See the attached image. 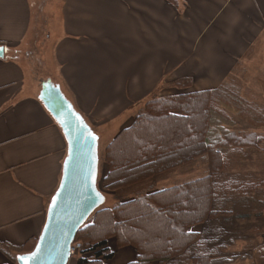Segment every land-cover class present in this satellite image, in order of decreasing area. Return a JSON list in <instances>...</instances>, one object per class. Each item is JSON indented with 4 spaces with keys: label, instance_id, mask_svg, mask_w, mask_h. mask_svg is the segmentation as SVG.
<instances>
[{
    "label": "crops",
    "instance_id": "1",
    "mask_svg": "<svg viewBox=\"0 0 264 264\" xmlns=\"http://www.w3.org/2000/svg\"><path fill=\"white\" fill-rule=\"evenodd\" d=\"M48 19L42 39L49 46L36 50L37 56L36 32ZM0 46V264H15L17 255L36 244L67 152L61 127L39 99L44 78L60 87L98 141L100 129H113L109 142L133 122L144 98L154 92L168 97L214 90L251 49L264 48V0H0ZM180 81L189 82L188 87L170 91L172 82ZM101 157L103 179L108 168ZM235 197L230 201L237 204L252 199ZM218 218L188 231L209 242L214 255H220L219 242L228 258L251 254L235 264H259L255 258L263 257V248H232L252 240L229 236L223 227L228 221ZM91 224L87 220L76 235L84 251L98 241L89 237ZM106 241L110 259L95 258L89 250L67 264L80 258L91 264H140L135 247L119 246L113 237ZM185 260L181 256L162 264Z\"/></svg>",
    "mask_w": 264,
    "mask_h": 264
},
{
    "label": "trees",
    "instance_id": "2",
    "mask_svg": "<svg viewBox=\"0 0 264 264\" xmlns=\"http://www.w3.org/2000/svg\"><path fill=\"white\" fill-rule=\"evenodd\" d=\"M232 87L225 80L214 90L153 97L137 111L133 122L118 131L107 143L103 151V160L108 167L102 179L104 191L115 193L199 154L208 156L209 173L167 188L139 191V195L130 200L111 207H100L88 219L92 220L91 225L94 227L89 237L98 238V241L89 244L90 247L85 251L94 250L95 258L110 259L112 253L104 247L106 237H113L119 246L135 247L139 251L140 264L150 260L162 264L181 256L186 259L183 264H232L230 262L233 260L242 262L252 257L250 253H244L228 258L222 253L226 247L219 242L217 246L221 250L220 255H214L209 242L199 234L188 231L192 225L228 213L224 204H228L232 196L247 198L248 191L257 190L260 185L258 179L247 176L251 178L248 180L241 175L219 180L225 163L223 147L229 145V138L235 144L255 146L259 137L254 134L239 136L229 130H226L228 132L224 136H214L208 121L211 112L215 111L216 103L222 104L223 108L234 107L239 113H247L255 119H258L255 113L264 114V109L258 105L253 104L251 109L245 106L247 101L239 98L236 94L238 90L232 91ZM159 122H170L171 126L160 127ZM258 122L264 123V118ZM146 129L149 134L144 135ZM135 131V141L129 144V147L133 146V152L128 147L113 150L114 144L123 134ZM180 136L184 139L181 140ZM217 195V200L224 203L223 206L214 207V197ZM164 215L166 218H163ZM155 216H158L157 219L149 220ZM141 218L148 220L142 221ZM150 222L161 228L153 237L148 236L140 224ZM105 233L108 236L104 237ZM193 249L195 253H192ZM77 264L91 262L80 258Z\"/></svg>",
    "mask_w": 264,
    "mask_h": 264
},
{
    "label": "rangeland",
    "instance_id": "3",
    "mask_svg": "<svg viewBox=\"0 0 264 264\" xmlns=\"http://www.w3.org/2000/svg\"><path fill=\"white\" fill-rule=\"evenodd\" d=\"M50 23L51 22L48 19L46 24H42L39 32H36L38 48L35 49L34 54H36L37 56L38 51L36 50L41 49L45 51L46 49H48L49 45L47 42L49 41H45L42 38H44V34L47 32L46 28H49ZM248 54L249 58H245L243 60L242 65L237 67L234 74L229 77L227 82L231 83L234 87L232 91L238 90L236 94L239 98H243V100L247 101L245 106H247L249 109L253 107V104H255L256 106L258 105L260 108L262 107L264 109V48L261 46H259L258 48L255 47L251 49ZM39 70L40 69L38 67H35V74L37 73L38 76L39 72L41 73V71ZM43 73L42 76L45 75L46 72ZM44 80H46V78H44ZM172 83L173 84L168 87L170 88V91L171 88L174 89V86L180 88V85L185 88L188 87V85H186L187 81ZM157 95L158 93L154 92L150 96L144 98L143 101L138 103L137 111L144 107L146 101L150 100L153 97H158ZM239 112L240 111L236 110V108L234 107L227 106L226 108H223L222 104L220 105V103H216L215 111L211 112L210 120L208 121L211 130H214V136H224L226 132H228L226 130H229L232 132V134L239 136H246L247 134L257 135V137H259V141L255 146H243L241 144H235L234 141L232 142V139L229 138V145L223 147V153L225 154V163L219 180L222 181L226 179L229 174H242L248 180L251 179L249 177L258 179L260 185L257 187V190L254 189L248 191L249 198H252L250 199V201L247 200L246 202L239 203L241 205L237 204L234 201H228V204H224L222 202L220 203L219 200L217 201V198L219 197V195H217L214 197L216 202L214 207H219V205L223 206L224 204L226 207L232 208L231 213H224L218 216V220L228 221V224L225 223V226L223 225V227L228 229L229 236H233L234 238H236L237 236H243L244 239L252 240L250 243L241 241L235 242L232 248H237L240 247L241 244H244V247L247 251H254L255 249L261 250V248H263L264 250V123L258 122L259 119L264 118V114L255 113L258 118L255 119L254 117H250V115L247 113ZM161 125L165 127L171 126L170 122H159L160 127ZM147 131L148 130L146 129V134L144 133V135L149 134V131L148 133ZM112 132L113 129L107 128L100 129L98 131L100 135L98 141V154L100 155V157L102 156L104 148L108 143L107 139H110L109 137ZM136 132L137 131L130 134H123L114 144L113 150L121 147H128L129 151L133 152L134 148L133 146L129 147V144L134 143L135 139L133 138V135ZM179 138H181V140L184 139L183 136H180ZM173 146L174 145H172V147ZM99 165L100 168L98 171L99 175L97 178V186L99 190L103 192L104 196L106 195L102 207H111L115 203L130 199L133 196L139 195L138 192H141L142 190L149 191L151 189H158L171 184H180L188 180H194L198 177H203L209 173L208 156L206 154H199L191 157L188 161L181 162L180 164H177L174 167L161 171L159 173H154L151 175L152 177L150 176L149 178L142 180L141 182L130 184V186H126L120 191L118 190L113 193L111 191H104L102 189V178L99 177L101 176L102 167L101 164H98V167ZM217 180L218 179L216 178V182ZM235 196L238 197V195H234V197ZM236 197L234 200H236ZM157 217L155 216L149 220H155V218L157 219ZM163 218H166V215H164ZM215 219L216 218L212 220ZM140 220L144 221L148 219L141 218ZM140 224L146 231L147 235L150 237L156 235L161 229L160 227H158V224L154 222H150L148 224ZM208 226L209 225L207 224L205 229L209 230ZM91 230H94V228ZM205 237L208 238V240L211 239V236L209 238V236L205 235ZM255 260H259V264H264V251L263 257L259 259L255 258ZM237 261L238 260H233L230 263L235 264V262ZM181 263L182 262H180L179 264Z\"/></svg>",
    "mask_w": 264,
    "mask_h": 264
},
{
    "label": "water",
    "instance_id": "4",
    "mask_svg": "<svg viewBox=\"0 0 264 264\" xmlns=\"http://www.w3.org/2000/svg\"><path fill=\"white\" fill-rule=\"evenodd\" d=\"M2 51L0 46V57ZM39 99L61 127L67 152L36 244L32 251L17 255L16 263L25 264L19 259L25 256L29 257L27 264H67L77 232L105 200L97 186L98 136L50 79L41 82Z\"/></svg>",
    "mask_w": 264,
    "mask_h": 264
},
{
    "label": "built area",
    "instance_id": "5",
    "mask_svg": "<svg viewBox=\"0 0 264 264\" xmlns=\"http://www.w3.org/2000/svg\"><path fill=\"white\" fill-rule=\"evenodd\" d=\"M84 245L81 242L73 241L69 248V256H77L82 251H84Z\"/></svg>",
    "mask_w": 264,
    "mask_h": 264
},
{
    "label": "snow or ice",
    "instance_id": "6",
    "mask_svg": "<svg viewBox=\"0 0 264 264\" xmlns=\"http://www.w3.org/2000/svg\"><path fill=\"white\" fill-rule=\"evenodd\" d=\"M94 178H95V177H94V175H93V180H94ZM35 256H36V253H32V254H31V257H32V258H35ZM19 259H20L22 262H25V264H27V261H28L29 257L22 256V257H20Z\"/></svg>",
    "mask_w": 264,
    "mask_h": 264
},
{
    "label": "bare ground",
    "instance_id": "7",
    "mask_svg": "<svg viewBox=\"0 0 264 264\" xmlns=\"http://www.w3.org/2000/svg\"><path fill=\"white\" fill-rule=\"evenodd\" d=\"M92 129V128H91ZM93 130V129H92Z\"/></svg>",
    "mask_w": 264,
    "mask_h": 264
}]
</instances>
